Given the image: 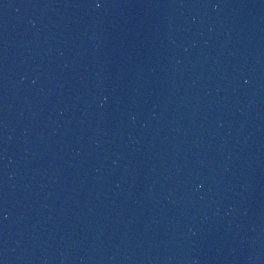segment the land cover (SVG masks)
<instances>
[{
	"label": "water",
	"instance_id": "obj_1",
	"mask_svg": "<svg viewBox=\"0 0 264 264\" xmlns=\"http://www.w3.org/2000/svg\"><path fill=\"white\" fill-rule=\"evenodd\" d=\"M0 264H264V0H0Z\"/></svg>",
	"mask_w": 264,
	"mask_h": 264
}]
</instances>
